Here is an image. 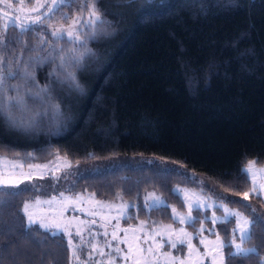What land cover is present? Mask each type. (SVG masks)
Segmentation results:
<instances>
[{
	"label": "trees",
	"instance_id": "trees-1",
	"mask_svg": "<svg viewBox=\"0 0 264 264\" xmlns=\"http://www.w3.org/2000/svg\"><path fill=\"white\" fill-rule=\"evenodd\" d=\"M100 4L111 26L108 35L89 40L94 55L75 69L82 90L53 83L59 119L49 111L32 126H19L0 115V152L30 154L29 159L38 162L64 153L72 164L120 154L156 155L177 167L155 162L99 170L78 176L71 189L134 200L135 213L144 216L148 213L144 190H157L182 207L181 197L171 191L173 185L201 187L203 182L211 195L208 189L250 205L264 217V198L252 193L249 177L240 174L249 158L264 165V0H100ZM80 6V0H70L60 12L79 13ZM58 21L59 13L43 26L47 44L37 48L39 35L33 32L22 38L29 50L9 45L0 52L12 61L3 65L5 71L18 73L17 78H8L9 84L23 83L19 77L26 67L37 85L54 81L49 76L55 66L54 49L72 47L67 37L61 41L50 37L49 25ZM90 31L89 26L80 28L82 37ZM8 35L15 32L10 29ZM36 56L47 60L36 63L32 59ZM29 107L35 110L36 105L29 100ZM17 185L8 190L19 195L0 197L8 201L0 205V248L6 254L12 246L19 250L15 264H70L60 233L34 224L28 236L21 234L26 225L22 202L33 189ZM230 205L244 211L240 204ZM149 210L157 218L170 219L166 205ZM232 224L217 225V230L227 227L230 233ZM253 232L255 238L245 244L255 246L257 253H250L243 264L264 260V229L256 226ZM4 264H9L8 258Z\"/></svg>",
	"mask_w": 264,
	"mask_h": 264
},
{
	"label": "rangeland",
	"instance_id": "rangeland-1",
	"mask_svg": "<svg viewBox=\"0 0 264 264\" xmlns=\"http://www.w3.org/2000/svg\"><path fill=\"white\" fill-rule=\"evenodd\" d=\"M45 2L50 4L52 0H0V24L9 17L18 15L34 17L38 13L31 12V9ZM46 9L45 7L40 11L43 12ZM78 15L80 13L70 14L67 21H58L51 24V27L68 28ZM82 16L87 21L88 11H84ZM86 26L89 25L84 24L82 27ZM51 27L49 26L48 29L50 32ZM30 156L22 152L14 155L0 152V183H20L22 186L33 189V194L22 202L23 213L25 215V203L29 204L28 211L32 214L37 226H40L42 222L47 223L52 225L48 231L64 236L69 248L70 264H108L109 256L114 259L115 264H214L213 257H215V264H220L222 256L226 255L225 249L218 248L216 232L219 230L217 227L212 228L210 219H208L209 222L205 221L204 229L200 231V221L204 220L205 216L210 218L215 209L201 208L200 211L203 213L201 215L195 209L191 211L189 209V203L212 196L205 190L201 193L202 186L173 185V189H180L177 194L182 199V207L167 201L157 190H144L143 205L148 211L144 216H138L135 213L137 202L134 200L125 199L119 195L106 199L95 196L88 189H71L77 177L86 173L155 162L163 167H177L176 163L156 155L146 154L97 157L74 164L64 153H54L50 159L39 162L29 159ZM253 161L255 160L249 158L242 167H247ZM254 167L264 170V165L259 163H255ZM249 179L252 188L251 174ZM255 184L264 198V172L257 175ZM150 194L161 197L164 203L160 205L168 206L169 221L157 218L149 212L150 207L146 206L149 200L146 198H150ZM207 202L211 203V200ZM228 207L242 211L239 207L230 204ZM173 208L179 215L173 213ZM174 215H176L175 219H173ZM181 215L184 217L191 215L200 220L194 219L193 222L182 223L179 218ZM216 215L221 216L222 209L217 211ZM25 217L27 224V216ZM56 224L60 225L59 229L55 227ZM233 227H235L234 221L230 229ZM209 229H212V233ZM77 231L84 237L83 241L81 236L76 235ZM220 236L222 240L223 237L221 234ZM228 238H232L231 230ZM70 239L71 245H69ZM109 243L111 247L108 246ZM173 244H176V248L172 247ZM93 245L97 248L95 252L92 251ZM243 246L253 247L252 244ZM117 248L119 253L116 251ZM100 249H103L105 255H101ZM76 256L80 259L77 260Z\"/></svg>",
	"mask_w": 264,
	"mask_h": 264
},
{
	"label": "snow or ice",
	"instance_id": "snow-or-ice-1",
	"mask_svg": "<svg viewBox=\"0 0 264 264\" xmlns=\"http://www.w3.org/2000/svg\"><path fill=\"white\" fill-rule=\"evenodd\" d=\"M70 0H52L50 4L39 3L31 9V12L38 13L34 17L31 15H18L15 17H9L6 19L3 24H0V52L5 51L9 45L15 49L16 46H20L22 50H29L30 45L27 41L22 38L29 35L30 33L36 32L39 35V41L37 48L40 45H45L48 41L44 38L47 33L45 32L44 25L46 21H51L57 13H59V18L61 21L68 20V14L60 12V9L69 4ZM127 2V0H126ZM80 8L78 12L80 15L75 17L72 20L71 25L68 28L64 27H51L50 37L54 41H61L67 37V42L72 44V47L67 49L64 48L54 49L56 56L52 57V53H49V57H52V62L54 67L52 72L49 73L50 77L54 78V81L39 86L35 83V76L32 72L25 68V71L22 76L19 78L23 81L20 84H9L8 78H17V71L7 70L5 71L3 65H11L12 61L7 60L3 55H0V115H4L6 119L12 125L19 126H32L36 121L44 116L48 115L49 111H52L54 116L59 119L62 116L60 111V104L57 97L54 95L53 83L59 84L61 86L67 84L69 89L81 91L82 87L79 82L77 73L75 69L83 67L86 56L94 55L92 49L88 47L89 40H95L101 35H108V28L111 26V22L108 21L105 17V12L103 7L100 4V0H80ZM11 7V5H9ZM47 8L46 11L41 12L40 9ZM88 11L89 16L88 20L83 19V12ZM7 15V13H5ZM88 24L91 28V31L82 37L80 33V28ZM15 32V35H8L9 30ZM83 48V51L80 49ZM36 63H44L47 58L41 59L39 56L32 58ZM58 60L59 63L55 61ZM18 62V61H17ZM23 90V93H22ZM14 93V94H13ZM29 100L36 105L35 110L29 107ZM18 113L22 115L18 116ZM27 113V115H23ZM258 159V158H257ZM256 161L250 162L249 165L245 168H241V175L247 179L251 174L253 179V186L251 192L259 195V189L255 184V179L257 175L264 170L255 169ZM193 183H196L192 179ZM201 187V193L204 189L207 188V185H204L203 182H199ZM17 184H10L8 182L0 183V197L6 196L9 198H14L19 195L18 191H12L8 189H18ZM173 193H177L180 189H172ZM212 193L211 197H206L203 200H198L194 203H189L190 211L195 209L197 212L201 208H213V215L209 218L204 217V220H201V229H204V223L208 219L211 220L212 228H216L217 225H228L235 222V227L231 229L232 238H228V229L227 227L220 228L216 232L218 248L221 250L227 249L226 255L222 256L220 264H224V261L237 259L239 264H243L244 259L249 257L250 253H257V248L253 247H244L243 245L255 238V233L253 228L260 226L264 229V217L257 214V209L251 207L250 205L243 204L241 201L232 200L228 197H224L216 193L212 189H208ZM188 194L186 193V196ZM214 198V199H213ZM249 198V192L243 193V199L247 200ZM147 207L155 209L161 203H164L161 197H156L154 194H150V198ZM211 200V203L207 201ZM219 201V203H217ZM8 201L0 198V205L7 204ZM229 204H240L241 208L244 211L233 209L228 207ZM29 204L25 203L24 212L27 216V224L22 225L23 232L21 233L24 236H28L30 231L33 230V225L36 221L33 219V216L28 211ZM222 209V215L217 216L216 212ZM173 213H176V209L173 208ZM247 213V215H245ZM15 215V213H13ZM176 215L173 216V219L176 218ZM181 222H193L194 217L189 215L188 217L180 216ZM52 225L47 223H40V228L47 231ZM57 229L60 228L59 224H56ZM209 232L212 233V229H209ZM220 233H223V239L221 240ZM76 235L81 236V240H84V237L79 231ZM115 234H113V239H115ZM264 243V241H262ZM72 244L71 239L69 240V245ZM111 247V244L108 245ZM13 247V251L5 252V249L0 248V264H4L6 258L9 259V264H15L16 257L19 254V250ZM173 248H176V244L172 245ZM97 250L96 245L92 246V251ZM119 253V249H116ZM101 255H105L103 249H100ZM75 256V250L73 252ZM76 259L79 260L80 257L76 256ZM215 264V257H213ZM108 264H115L114 259L109 256ZM260 264H264V260L260 261Z\"/></svg>",
	"mask_w": 264,
	"mask_h": 264
}]
</instances>
